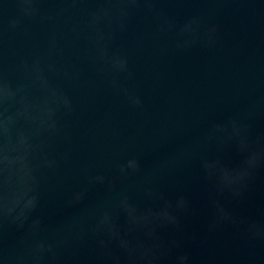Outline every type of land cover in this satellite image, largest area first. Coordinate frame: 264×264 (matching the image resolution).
Listing matches in <instances>:
<instances>
[{
	"label": "clouds",
	"instance_id": "obj_1",
	"mask_svg": "<svg viewBox=\"0 0 264 264\" xmlns=\"http://www.w3.org/2000/svg\"><path fill=\"white\" fill-rule=\"evenodd\" d=\"M242 148H246V144L242 143ZM258 154L252 153L247 161V167L241 171L236 172L235 174H230L228 172H221L218 175V187L221 191L225 189H231L233 195H238V191L233 188L234 185L241 184L244 178L248 175V169L254 168L257 164ZM130 167H135V162H130ZM209 169V175L211 176V168L209 165H205ZM217 213L219 214L220 219H228V213L221 207L217 202H215ZM166 206L164 209L153 212L149 210L147 213L140 216H132L131 223L137 225L138 227L145 229V235L153 241L151 246H146L143 241L137 240L134 244L126 239L120 237L119 232L114 229V226L108 222L107 218L102 222V227L106 225V230L110 233V238L115 239L119 242V247L122 248L128 256L130 264H156L158 260V250L162 247L161 244L157 243V237L155 236V227L157 225H174L178 226V219L175 215H172L168 211ZM177 208L182 211H187V203L181 199ZM255 226H253L254 228ZM103 244V241H101ZM187 261L186 256L179 257L180 264H185ZM118 264V261H117Z\"/></svg>",
	"mask_w": 264,
	"mask_h": 264
}]
</instances>
